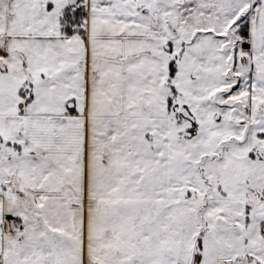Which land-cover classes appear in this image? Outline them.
Returning <instances> with one entry per match:
<instances>
[{"label":"snow or ice","instance_id":"snow-or-ice-1","mask_svg":"<svg viewBox=\"0 0 264 264\" xmlns=\"http://www.w3.org/2000/svg\"><path fill=\"white\" fill-rule=\"evenodd\" d=\"M0 264H264V0H0Z\"/></svg>","mask_w":264,"mask_h":264}]
</instances>
